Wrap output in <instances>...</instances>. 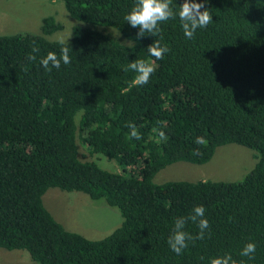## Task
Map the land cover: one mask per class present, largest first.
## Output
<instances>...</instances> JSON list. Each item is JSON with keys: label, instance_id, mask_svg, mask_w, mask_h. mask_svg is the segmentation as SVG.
Wrapping results in <instances>:
<instances>
[{"label": "trees", "instance_id": "1", "mask_svg": "<svg viewBox=\"0 0 264 264\" xmlns=\"http://www.w3.org/2000/svg\"><path fill=\"white\" fill-rule=\"evenodd\" d=\"M52 1L91 27H75L65 43L0 36V247L39 264H209L225 254L264 264V0H207L213 22L192 39L178 17L138 39L124 19L135 0ZM182 3L171 7L178 13ZM62 29L54 17L43 20L44 35ZM154 40L170 49L162 60L148 54ZM62 47L70 63L46 71L40 59ZM137 59L156 69L143 86L125 71ZM129 122L140 140L130 138ZM79 142L121 172L81 158ZM230 144L256 152L243 180L155 183L166 167L206 164ZM51 188L105 199L122 226L96 241L66 230L44 206ZM197 205L210 228L177 255L167 243L174 221ZM185 231L199 229L189 222ZM249 242L252 259L240 255Z\"/></svg>", "mask_w": 264, "mask_h": 264}, {"label": "rangeland", "instance_id": "2", "mask_svg": "<svg viewBox=\"0 0 264 264\" xmlns=\"http://www.w3.org/2000/svg\"><path fill=\"white\" fill-rule=\"evenodd\" d=\"M47 17H54L62 24L63 29L51 35H44L42 25ZM75 27L90 28L91 26L72 18L62 2L0 0V36L31 33L51 42L65 43L72 40ZM115 35L120 38L118 33ZM78 145L81 158L84 160H93L103 169L121 172L122 169L114 161L101 155L91 154L90 149L82 142ZM257 163L256 152L241 145L230 144L218 148L212 160L206 164L175 163L160 171L154 181L156 184L201 180L238 182L250 174ZM43 203L66 230L80 234L88 240L104 239L123 224V217L118 208L108 205L105 199L94 201L84 193L51 188L45 193ZM0 264L39 263L35 262L25 250L9 251L0 247Z\"/></svg>", "mask_w": 264, "mask_h": 264}, {"label": "clouds", "instance_id": "3", "mask_svg": "<svg viewBox=\"0 0 264 264\" xmlns=\"http://www.w3.org/2000/svg\"><path fill=\"white\" fill-rule=\"evenodd\" d=\"M206 2L207 0H203L201 3H197L195 0H183V3L179 5V11L177 13L171 7L172 0H135L134 5L124 16V19L131 27L139 29L137 33V38L139 39L146 34L152 37L157 36L161 31L159 27L161 23L178 17L185 37L187 39H192L197 29L206 28L213 22L211 13L205 8ZM61 43H63V41H61ZM147 50L148 54L154 57L155 60H162L164 55L170 51L167 46H162L159 40H154V42L147 47ZM38 51L39 49L34 43L32 53ZM68 53L69 49L67 47H62L59 56L55 52H48L45 57L40 59L39 63L48 72H50L52 68L59 69L61 62L65 65L70 63ZM26 58L29 61L36 60V56L31 53ZM155 70L152 63L142 59L132 61L125 69V71H133L136 73L133 80V84L136 86L146 85ZM126 126L131 129L130 138H135L136 140L141 139L134 124L129 122ZM159 136L161 140L166 139L162 131L159 132ZM194 143L203 146L206 144V140L202 136H197ZM194 152L198 155L199 149H195ZM189 222L197 225L199 232L196 236L185 231V227ZM209 228V222L205 218L204 206L197 205L186 217L182 216L175 219L172 234L167 240L168 246L175 254L182 255L184 249L189 246L188 242H194L197 239L203 240L205 232L209 230ZM255 251V243L249 242L244 246L240 255L252 259L254 258L253 254ZM209 264H237V261L234 260L230 254H225L223 256L211 258ZM240 264H243V261H241Z\"/></svg>", "mask_w": 264, "mask_h": 264}]
</instances>
